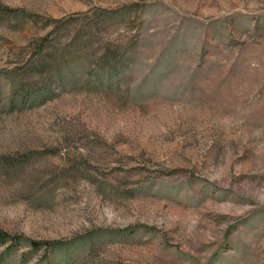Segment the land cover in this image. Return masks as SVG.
<instances>
[{
  "label": "rangeland",
  "instance_id": "1",
  "mask_svg": "<svg viewBox=\"0 0 264 264\" xmlns=\"http://www.w3.org/2000/svg\"><path fill=\"white\" fill-rule=\"evenodd\" d=\"M0 229V264H264V0H0Z\"/></svg>",
  "mask_w": 264,
  "mask_h": 264
},
{
  "label": "trees",
  "instance_id": "2",
  "mask_svg": "<svg viewBox=\"0 0 264 264\" xmlns=\"http://www.w3.org/2000/svg\"><path fill=\"white\" fill-rule=\"evenodd\" d=\"M11 240H15V239H13V237L9 233L4 232L0 229V245H4ZM30 244L34 250H40L44 245L51 247L53 246L51 243L37 242V241H32Z\"/></svg>",
  "mask_w": 264,
  "mask_h": 264
}]
</instances>
